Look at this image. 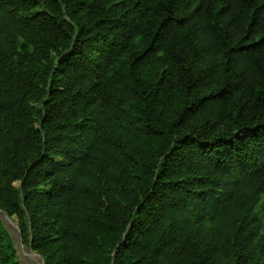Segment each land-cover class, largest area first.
I'll return each mask as SVG.
<instances>
[{
    "label": "trees",
    "instance_id": "trees-1",
    "mask_svg": "<svg viewBox=\"0 0 264 264\" xmlns=\"http://www.w3.org/2000/svg\"><path fill=\"white\" fill-rule=\"evenodd\" d=\"M0 210L46 264H264V0H0Z\"/></svg>",
    "mask_w": 264,
    "mask_h": 264
},
{
    "label": "rangeland",
    "instance_id": "rangeland-1",
    "mask_svg": "<svg viewBox=\"0 0 264 264\" xmlns=\"http://www.w3.org/2000/svg\"><path fill=\"white\" fill-rule=\"evenodd\" d=\"M18 184L15 185L18 186ZM0 224L14 245L18 264H46L45 259L33 250L31 242L22 234L16 217H10L0 210Z\"/></svg>",
    "mask_w": 264,
    "mask_h": 264
}]
</instances>
